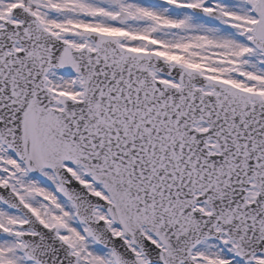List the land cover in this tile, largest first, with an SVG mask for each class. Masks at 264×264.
Instances as JSON below:
<instances>
[{
	"label": "snow or ice",
	"instance_id": "obj_1",
	"mask_svg": "<svg viewBox=\"0 0 264 264\" xmlns=\"http://www.w3.org/2000/svg\"><path fill=\"white\" fill-rule=\"evenodd\" d=\"M0 264H264V0H0Z\"/></svg>",
	"mask_w": 264,
	"mask_h": 264
}]
</instances>
